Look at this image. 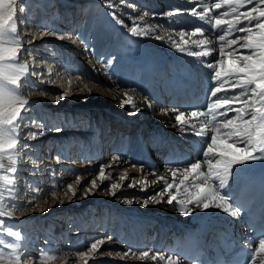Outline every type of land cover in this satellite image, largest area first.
<instances>
[{
	"label": "rangeland",
	"instance_id": "rangeland-1",
	"mask_svg": "<svg viewBox=\"0 0 264 264\" xmlns=\"http://www.w3.org/2000/svg\"><path fill=\"white\" fill-rule=\"evenodd\" d=\"M44 1L33 4L23 1V12L20 11V1L15 6L14 19L17 20L20 39L23 43L18 62L27 63L29 67V83L24 84L22 78L23 86L19 89V93L29 101H34L38 97L44 105H42L43 108L48 110L41 114L42 110L38 111L40 109L34 107L33 110L30 104L27 106L29 110L24 115L28 127L22 124L18 131L19 143L14 153L16 162L13 164L5 159L3 161L5 169L0 170V176L10 177L11 173L7 169L17 168L13 183L10 184L8 179H0V211L11 212L14 217H4V225L0 226V253L3 254L0 264H12L18 253L22 254L20 264H85V262L87 264H142V262L146 264L144 261H149V259L142 258L134 251L129 252L127 256L123 253L131 248L127 240L123 245L120 240L125 237L123 229L127 228L126 224L121 222V211L131 216L134 210H146L153 207V211L159 217L167 220L174 217L172 214L176 209L172 211V205L167 203L169 198L167 193L162 199L159 196L156 200L151 199L161 190L162 184L154 183V178L146 175V168L150 166L146 162L145 155L142 160L145 174L134 168L133 162L128 161V158L124 157V161H120L109 156L121 152L123 147L119 144L120 137H124V131L133 125L146 124V135L141 139L146 137L144 149L155 144V142L148 141L147 133L149 140L157 139L156 135H159L164 128L169 129L171 126L168 120L161 118H158L162 122L159 125H156L153 119L141 121L139 115L133 113L130 105L104 108V105L101 106L97 102V100L106 101L110 99V96L98 91L103 90L98 87L104 83L99 81L100 71L95 69L96 66L90 64L89 59L82 55L85 54L82 43H87L90 59L92 57L101 62L107 59L108 53L103 54L102 52L115 46L113 35H111V44L106 46L104 42L106 12L109 17L112 10L107 6L109 2L106 3L105 0H101V3L97 0H48L49 2L45 3ZM110 3L114 5V10L119 8L117 0H111ZM134 3H136L134 0L128 2V4ZM90 8L93 9L92 13L89 12ZM102 11H104V19ZM29 14L31 17H28ZM119 15L117 14V17ZM34 18H37L36 24L31 27ZM75 20L77 29L72 32L73 37H76L74 41L69 37V32ZM134 20L139 25L136 18ZM125 22L128 24L129 20ZM127 32H129L128 29L123 32V35ZM61 34L64 36L63 39L58 38ZM29 38L34 39L26 42ZM30 49L32 51L29 53ZM36 62H39L37 66H35ZM42 67L43 72L42 70L40 72ZM46 69H51V72L49 73ZM33 70L42 75H31ZM50 74L51 76L48 77L50 82L59 76L63 86L58 87L56 83V86L53 85L55 88L51 90L50 82L46 83L47 77L42 78L43 75ZM30 87L32 91H29ZM64 92L68 93L66 97H63ZM58 96L63 98L57 103ZM37 104L34 103V106ZM32 119L37 121V126H32ZM163 125L166 127H162ZM152 126L159 129H153ZM57 128L62 130L56 131ZM173 128L172 131L177 133L172 132V134L181 137L178 129ZM30 130L40 134L32 138L27 135ZM136 131H140V128H136ZM116 133H119L117 137L119 142H115L118 146L109 147ZM134 133L135 127L130 135ZM92 141L99 142V146H102V155L96 145L93 147ZM72 142L73 148H71ZM25 144L29 147H23ZM62 149L67 152H62ZM70 152L71 158L69 157ZM163 152L153 153L156 164L159 163L161 167L163 162L159 161V157ZM64 154L67 157L63 159ZM58 166L63 169L60 170ZM101 167L104 168L105 178L103 179L99 173ZM93 180L96 181L95 188L91 184ZM113 183L117 185L115 189L110 187ZM69 184L75 190V196L68 188ZM85 192H87L86 197ZM13 193L14 197L21 193L16 196L22 197L18 204H15V198L10 199ZM84 198L98 201L92 203L86 200L81 204ZM145 200H147V207L144 206ZM28 201H31V204L27 207H19ZM110 207L114 209L110 210ZM67 210L68 212L64 215ZM107 212L113 213L111 217H113L114 224L112 225L111 221L104 230L103 226L110 219L106 217ZM119 212L120 214L116 216ZM46 214H48L46 218H41ZM93 214L96 215L93 216ZM99 214H101L100 218L97 216ZM103 214L106 217L105 220ZM60 220H63L65 226L59 232ZM96 221L99 222L97 225ZM80 222L85 224L81 226ZM9 228L13 232H19L20 235L9 234ZM108 237L111 239L109 240ZM100 240L103 243L98 244L96 250H92L91 244ZM9 245H15V250ZM81 251L88 252V255L79 256L78 252ZM108 253H111L112 258L108 257L110 256ZM152 256L149 255L148 258ZM120 257H122L121 261L116 262V259ZM105 259L108 263H103ZM111 260L113 262H110Z\"/></svg>",
	"mask_w": 264,
	"mask_h": 264
},
{
	"label": "snow or ice",
	"instance_id": "snow-or-ice-1",
	"mask_svg": "<svg viewBox=\"0 0 264 264\" xmlns=\"http://www.w3.org/2000/svg\"><path fill=\"white\" fill-rule=\"evenodd\" d=\"M16 3L17 0H0V170L5 169L3 163L5 159L13 164L16 162L14 153L19 143L18 131L22 124L28 127L24 113L29 110L27 107L29 102L19 93V89L23 86L22 78L24 84L29 83V67L27 63L18 62L23 43L20 39L17 20L14 19L16 9L13 5ZM20 4V11L23 12V0H20ZM107 6L112 9L109 14L123 25V21L117 18L114 5L108 3ZM211 10L221 11L212 15ZM188 11L191 16L207 22L210 26L207 31L218 32L216 41L220 42L216 59L204 65L211 71L215 84L208 94L206 106L203 110L188 112L190 117L195 118L194 120L185 119L184 111L177 108L172 109L175 113L176 125L191 129L195 135L205 138L200 152L202 159L184 164L182 167L168 168L167 171L171 174L172 181L167 180L164 175L156 177L153 182H162V188L151 199L156 200L157 196L162 199L167 193L169 197L167 203L173 204L175 201L183 214H191L195 209L207 211L210 208L221 209L229 213L232 208L231 198L224 195L223 191L232 177L234 166L249 160L264 159V0H214L210 7L204 4L202 11L197 10L195 4ZM177 14H184L183 10L177 8L162 15L172 17ZM128 31L137 37H143L152 34L154 30L147 26L138 28L136 21L133 20ZM205 31L201 27H196L190 33L180 31L177 34L184 44L188 43L184 40L186 35L199 34L200 38L192 40V43L197 46H210L213 41L204 38ZM58 38L63 39L64 36L61 34ZM32 39L34 38H29L26 42H31ZM157 39H162V37L158 36ZM225 48L228 49L227 52ZM241 49L242 52L239 51ZM178 50L187 51L189 55L195 56H207L215 51L212 47L201 48V51L197 52H191L184 47H179ZM31 51L30 49L29 53ZM88 51L89 48L85 44V52ZM110 59L111 62L115 61V57ZM110 67L111 63L106 64L105 71ZM48 71L50 73L51 69ZM31 75L40 76L42 74L33 70ZM32 90L30 87L29 91ZM67 95V92L63 93V97ZM124 96L127 99L121 102V107L130 105L133 113H138L140 108L133 101V97L128 92H124ZM63 97L58 96L57 103ZM31 124L37 126V121L32 119ZM197 124L200 125L199 128ZM40 126L42 128V124ZM55 130L61 131L62 129ZM39 134L31 130L27 133L32 138H36ZM23 147L27 148L29 145L25 144ZM56 158L59 160V156ZM118 159L119 157H114V160ZM7 171L11 173V176H0V179H8L11 184L15 180L17 168L10 167ZM99 173L102 179L105 178L103 167L100 168ZM178 174L180 179L179 183H176ZM153 175L155 176L154 173ZM91 184L93 188L96 187L95 180L91 181ZM110 187L115 189L117 185L113 183ZM68 188L75 196L76 193L71 184ZM181 191L183 195H180ZM84 195L86 197L87 192ZM11 198H14V193ZM28 204H31V201L19 207H27ZM189 204L194 205V208H189ZM144 206L147 207V200ZM238 210L239 207L230 212L233 218L237 217ZM6 216L14 218L11 212L0 211V226L4 225L3 218ZM8 232L11 235H20L19 232H13L11 228ZM108 239L110 240L111 237ZM102 243V240L93 242L91 249L96 250L97 245ZM9 247L15 250V245H9ZM131 251L129 249L124 255L127 256ZM261 253H264V236L259 238L257 246L253 248L249 264H256L257 256ZM108 254L111 255V253ZM21 255L16 254L12 264H20ZM78 255L87 256L88 252L81 251ZM141 256L146 258L149 253L144 251ZM157 257L161 261L165 260L160 253H156L151 258L156 260ZM2 258L3 254L0 253V259ZM260 258L264 264V255ZM178 261V256L168 257L167 264H178Z\"/></svg>",
	"mask_w": 264,
	"mask_h": 264
},
{
	"label": "bare ground",
	"instance_id": "bare-ground-1",
	"mask_svg": "<svg viewBox=\"0 0 264 264\" xmlns=\"http://www.w3.org/2000/svg\"><path fill=\"white\" fill-rule=\"evenodd\" d=\"M18 1L20 0H17V2ZM23 1L29 4H33L38 2L43 3L44 0H23ZM49 1L46 0L44 2L48 3ZM97 1L101 3V0H97ZM105 1L106 3L111 2V0H105ZM117 1L119 3V8H117L115 12L116 15L117 14L119 15L120 13L121 16L119 15L117 18L123 21V25L118 23L117 19H114L111 15H109L108 17L106 12V19H105L106 34H105L104 42L106 43V46L111 44V35H113L114 36L113 42L115 43L114 44L115 46L109 49H105L104 52H102L103 54L108 53L107 59L104 60L103 62H101V60L98 61L92 57L90 59L89 51L85 52V54L84 53L82 54L85 57H87V59H89L90 64L96 66L95 69L100 71L98 78L100 82L104 83V85L100 84L98 88L101 87V89L103 90H98V91H102L104 95L110 96V99H107L106 101L97 100V102H99L101 106L104 105L105 106L104 108H107L108 106H117V105L121 106V102L127 99V97L124 96V92H128V94L133 97V101L140 108V111L137 114L139 115L141 121H147V119L149 121L153 119L156 125H159L162 122L158 118H161L163 120H168L171 126L169 129L176 127L179 131L178 134L181 135V133L184 132L185 140L187 142L193 143L192 148L188 147L187 145H183L181 142L178 143L180 147L178 149H175V151L178 155V159L180 161L181 167L184 166V164L189 163L186 160L187 158L191 157L190 163L195 160L202 159V157L200 156L201 151H199L196 146L198 144H204L205 138L195 135L191 131V129H184L176 125V121L174 120L175 113L172 111V109L177 108L183 111L181 105V99L184 94L193 95V93L196 92L198 94L197 97L201 99L202 102H206L208 96H199V94L201 93L202 85L211 88L215 86L212 80L211 71L208 69L210 75L204 80L202 76V69L205 68L204 65L207 62L216 59L217 55L219 54L220 42L216 41V38L214 37L212 31H207V29H209L210 26L207 24L206 21L200 20L198 17L191 16L188 11L193 7V4L196 5L197 10L202 11L204 4H208L210 7L211 4L214 2V0H184V1L134 0L136 1V3L134 4H128L130 0H123V2H121V0H117ZM184 2H188V3L185 4ZM16 4L13 5L14 8ZM177 8L183 10L184 14H177L172 17L162 15L170 10ZM217 11H221V10H211V14L215 15ZM145 13H147V15H144ZM28 17H31V14H29ZM135 18L137 20V23L139 24L138 25L139 28H143L147 26L150 29L154 30L152 31V34L148 36L137 37L131 34L130 32H127L126 34L124 33L123 35V32H126L127 29L132 26L133 20ZM36 19L37 18L33 19L34 21L32 22L31 27L36 24L35 23ZM38 20L40 21V18ZM125 20H129L128 24H126ZM124 25H126L127 27H125ZM196 27H201L206 30L204 32V38L212 40L213 41L212 45L197 46L193 44L192 40L199 39L200 38L199 34L186 35L184 37V40L188 41L187 44H184L181 41V38L177 33H179L180 31L190 33L194 31ZM76 29H77V22L75 20L74 25L73 27L70 28L71 31L69 32V37L73 38L74 41L76 37L75 36L73 37L72 32ZM119 34H121V36ZM158 36L162 37V39H157ZM82 44H83L82 45L83 49H85V44L87 43L83 42ZM179 47H184L191 52L201 51V48H208V47L214 48L215 51L211 52L207 56L204 55L195 56V55H189L187 51L180 52L178 50ZM227 51L228 49L225 48V52ZM239 51L242 52L243 50L241 49ZM237 54H239V52ZM141 55H142V59H141ZM112 57H115L114 62H111L110 58ZM108 63H111V67L108 68L107 71H105V65ZM38 64L39 62H36L35 66H37ZM41 70L43 72V67L42 69H40V72ZM47 70L48 69H46V71ZM45 76L47 77L46 79V83H47L49 81L48 77L51 76V74L43 75L42 78ZM108 77L110 78V80L107 81L106 78ZM56 83H58V87L63 86V82L61 78L57 76L55 80L53 79V81L49 83L50 86L52 87V88L50 87L51 90L55 88ZM27 101L29 102L32 108L34 107L35 109H40L38 111L42 110L41 114L46 113L48 110V109L45 110V108H43L44 105L41 103V101H39L38 97H36L34 101L32 100L30 101L27 100ZM34 103H38L37 106H34ZM165 110H167V114H165ZM185 119L194 120L195 118H192L188 114H185ZM199 126L200 125L197 124L198 128ZM162 127H166V126L163 125ZM165 130L166 128H164V130H162L159 135L155 136V138H159V139L158 141L155 142V144L152 147L144 149V147L142 146L141 148L142 151H144L146 162L150 166L149 168H146V172H145L146 175L151 176L152 178H154V180L156 177L164 175L167 180L172 181L171 174L168 173L167 171L168 168L170 167L168 168L161 167L159 163L156 164L157 161L153 157V153L159 154L160 152L165 151L166 150L165 148L168 145L172 144L170 142H172V140L175 137V135H173L172 132H174V134L177 133L176 131H171L170 133H168ZM166 133L167 135H165ZM191 134L194 135L192 136ZM209 135H211V133H209ZM120 138L121 141H123V137L121 136ZM121 141L119 144H121ZM141 143H143L142 140L140 144ZM66 146L64 147L65 149ZM64 152L66 153L67 150H65ZM161 155L162 154H160V157ZM69 157L70 158L72 157L71 152ZM62 158L63 159L65 158L64 155ZM59 169L61 170L63 168H59ZM233 171H236L235 166L233 168ZM153 173L155 174V176L153 175ZM179 179L180 177L178 174L176 183H179ZM157 183L162 184V182H157ZM229 184L230 181L228 182V185L225 187L223 193L227 191V187L229 186ZM173 192H175V189H173ZM19 195H21V193H18L14 197L16 199L15 204H18L19 201L22 200V197H16ZM180 195H183L182 191ZM86 200H90V202L92 203L98 201V200H93L92 198L91 199L84 198L81 200V204H83ZM171 205H172V211L175 209L178 211L177 212L175 210V212H173L174 217L171 218V219L178 218L177 220L179 222L177 224L171 223V221H169L171 219L166 220V218L159 217L157 213L153 211L154 210L153 207L151 209H146V210L145 209L134 210L132 212L134 214V217L130 218L128 215L126 216L124 215L123 220H121V222L126 224V227L129 228L132 226L133 221L135 222L134 220L135 218L145 219L146 217L154 216L155 220L151 221V224H153L154 228H158L160 233L165 234L167 232L166 229L168 227H170V231L176 232L179 231L180 226L190 227L194 225L195 227L198 225L199 222L211 221L214 219H217L218 221L220 219L233 221L231 220L232 216L230 214V212L234 210L233 206L230 209L229 213H225L221 209L210 208L207 211L201 209H195L191 212V214H183L180 210L179 205L175 201ZM188 207L194 208V205L189 204ZM68 210L64 212V215L66 214V212H68ZM174 213H176V215ZM197 213H201V214L207 213V219L204 220L197 218ZM119 214L120 212L116 213V216H118ZM47 215L48 214H46L41 218H46ZM94 215L95 214H93V216ZM111 216L113 215L106 214V217L110 219H112ZM98 218L100 217L98 216ZM101 219L103 220L102 217ZM197 220L199 222H197ZM88 223L90 222L88 221ZM98 223L99 222L96 221V225ZM211 223L212 222H206L204 224V227ZM84 224L85 223L82 222L81 226H83ZM59 225L61 226L60 228L61 231L62 227L65 226L63 220L59 221L58 226ZM140 228L144 229L145 225H140ZM134 249L138 250V247L134 246ZM132 252L133 251H131V253ZM111 256L112 255L108 257L112 258ZM139 256H141V254ZM260 257L261 256L257 258L256 264H262ZM121 258L122 257L117 258L116 262H120ZM105 262L108 263V260L105 259L103 263ZM110 262L113 261L111 260Z\"/></svg>",
	"mask_w": 264,
	"mask_h": 264
}]
</instances>
